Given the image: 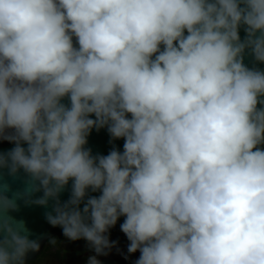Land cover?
Listing matches in <instances>:
<instances>
[{"label":"clouds","instance_id":"9594fccd","mask_svg":"<svg viewBox=\"0 0 264 264\" xmlns=\"http://www.w3.org/2000/svg\"><path fill=\"white\" fill-rule=\"evenodd\" d=\"M246 52L264 63V0H0V264L40 251L20 200L53 201L87 264L120 217L134 264H264V70ZM105 127L123 151L93 155Z\"/></svg>","mask_w":264,"mask_h":264},{"label":"water","instance_id":"95a60500","mask_svg":"<svg viewBox=\"0 0 264 264\" xmlns=\"http://www.w3.org/2000/svg\"><path fill=\"white\" fill-rule=\"evenodd\" d=\"M186 34V33H185ZM239 34L241 36V39L244 38L245 32L244 28L241 27ZM73 43L74 46L78 47V44H76L75 37H73ZM162 47V46H161ZM244 63L247 67H257L261 70H264V63H259L254 60V57L246 52L244 56ZM62 103H65L66 105L69 104V101L67 98H65ZM259 107V105H258ZM95 118L94 116L92 117ZM111 137L107 131V127L100 129L97 131L95 128L91 130L90 135L88 136V143L86 145L87 148H90L93 155H107L113 148H116L119 151H123V144L124 140L123 138L112 140L110 143ZM15 145L13 143H9L7 141L0 142V152H7L9 149L13 148ZM26 147V145H24ZM23 172L20 173V178L16 180H12L11 178L6 177L8 182L12 185V190H22L24 187L23 183ZM71 183L72 181H69V185L65 188V190L60 194V200L61 202H64L69 199L70 197V189H71ZM11 195V193H9ZM42 195V192L36 193L33 197V199L39 197ZM99 192H91V190H88V196H99ZM87 199V196L85 197V200ZM20 208L19 211L16 213H13V215L17 219H23L26 222L27 227L31 231V239L40 238V251L29 253L27 258V264H30L34 262L43 252L44 247L51 237L55 236H61L63 235L62 229L60 227H52L50 224L47 223L45 219V212L52 210V204L53 201H49V205L47 207L38 206V205H25L22 200L18 201ZM83 205H81L82 207ZM124 217H120L114 227H112L110 230H120V225L123 223ZM140 256V253L135 259H125V258H105L100 260L101 264H134V261L137 260Z\"/></svg>","mask_w":264,"mask_h":264},{"label":"flooded vegetation","instance_id":"af4514ba","mask_svg":"<svg viewBox=\"0 0 264 264\" xmlns=\"http://www.w3.org/2000/svg\"><path fill=\"white\" fill-rule=\"evenodd\" d=\"M56 245H50L47 241L42 254L30 264H87L89 256L95 255L87 246L84 240L69 241L63 235L55 236ZM109 238L111 241H116V247H113L109 254L97 256L98 260L105 258H125L135 259L139 251L136 253H128L129 241L121 230H109Z\"/></svg>","mask_w":264,"mask_h":264}]
</instances>
